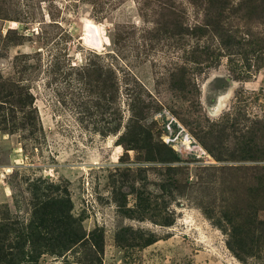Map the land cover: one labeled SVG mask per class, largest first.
Wrapping results in <instances>:
<instances>
[{"label": "rangeland", "instance_id": "rangeland-1", "mask_svg": "<svg viewBox=\"0 0 264 264\" xmlns=\"http://www.w3.org/2000/svg\"><path fill=\"white\" fill-rule=\"evenodd\" d=\"M167 4L187 34H165ZM204 10L192 0H0V90L28 100L24 112L1 104L0 264H219L223 250L239 261L228 224L205 213L222 221L264 180V26H251L247 54L230 53L205 34ZM106 77L115 103L102 98ZM55 199L69 201L86 237L63 254L28 237Z\"/></svg>", "mask_w": 264, "mask_h": 264}, {"label": "trees", "instance_id": "trees-1", "mask_svg": "<svg viewBox=\"0 0 264 264\" xmlns=\"http://www.w3.org/2000/svg\"><path fill=\"white\" fill-rule=\"evenodd\" d=\"M196 5L204 7L206 20L204 23L205 34H212L219 40L225 51L230 53L247 54L254 45V34L251 26H264V0H192ZM174 6L167 4L165 15L169 18L166 21L165 34L185 35L187 30L183 28V17L173 11ZM248 30H245V28ZM194 34V33H192ZM248 35V37H244ZM264 42V39H261ZM257 52V51H256ZM93 71V74L91 72ZM87 70L88 88H91L92 78L95 70ZM97 82L102 85L101 95L103 100L116 102V86L111 83L109 77L98 78ZM87 88V89H88ZM3 89V90H2ZM0 90V128L5 121L2 112V103L8 104V100L14 102L12 109L24 112L28 100L24 93H15V90L4 86ZM141 105V106H140ZM100 107V103L98 104ZM139 118L145 112V107L139 99ZM144 110V111H143ZM136 117V115H135ZM138 137L141 136V143L148 149V136L144 129L135 128ZM134 140V138H133ZM139 142V139H135ZM147 142V143H146ZM36 194V192H35ZM50 201V200H49ZM68 200L55 199L50 206H43L37 214V220L29 227L28 237L30 243L36 245L39 240L48 252L60 254L72 247L85 242V234H80L75 228V220L72 219L67 204ZM264 211V180L258 179L257 185L250 188L246 201L240 207H228L222 212V221L212 217L206 212L207 218L215 227L225 231L223 221L229 226L227 246L228 249L239 259L242 264H264V220L260 219V212ZM98 251L99 245H94ZM94 260L100 264L99 257Z\"/></svg>", "mask_w": 264, "mask_h": 264}, {"label": "crops", "instance_id": "crops-1", "mask_svg": "<svg viewBox=\"0 0 264 264\" xmlns=\"http://www.w3.org/2000/svg\"><path fill=\"white\" fill-rule=\"evenodd\" d=\"M222 254L221 257H222V260L225 262V263H231V264H241L238 260H236L235 258L231 257V259L228 257V253L226 251L223 250V252H221ZM220 260L219 261V264L222 263L223 264V261ZM234 260H236V263L234 262ZM212 262V261H211ZM211 264H218V262L216 261H213Z\"/></svg>", "mask_w": 264, "mask_h": 264}, {"label": "bare ground", "instance_id": "bare-ground-1", "mask_svg": "<svg viewBox=\"0 0 264 264\" xmlns=\"http://www.w3.org/2000/svg\"><path fill=\"white\" fill-rule=\"evenodd\" d=\"M91 31H92L93 33H95V31H94L93 29H89V30H88V32H90V33H91ZM87 42H88L89 44L93 45V46H98V45H100V41H99V39H98L97 37H96V38L92 37L89 33H88V39H87Z\"/></svg>", "mask_w": 264, "mask_h": 264}]
</instances>
